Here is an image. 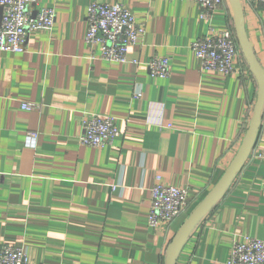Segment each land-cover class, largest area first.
I'll return each instance as SVG.
<instances>
[{
  "label": "crops",
  "instance_id": "0c3cea01",
  "mask_svg": "<svg viewBox=\"0 0 264 264\" xmlns=\"http://www.w3.org/2000/svg\"><path fill=\"white\" fill-rule=\"evenodd\" d=\"M92 2L122 3L145 25L128 62L92 57L85 40ZM39 5L56 9L55 25L32 31L23 53L0 51V247L24 246L27 264H172L169 246L227 172L251 123L255 71L264 75V5L223 0L212 19L192 0ZM211 28L233 34L232 75L203 70L192 49ZM154 56L171 59L168 78L150 74ZM89 114L116 118L121 135L112 145L80 143ZM30 131L39 133L36 148L26 144ZM261 155L264 95L236 174L197 220L175 264H228L236 239L264 240ZM157 175L189 191L185 211L154 229Z\"/></svg>",
  "mask_w": 264,
  "mask_h": 264
},
{
  "label": "built area",
  "instance_id": "2783aa9c",
  "mask_svg": "<svg viewBox=\"0 0 264 264\" xmlns=\"http://www.w3.org/2000/svg\"><path fill=\"white\" fill-rule=\"evenodd\" d=\"M202 6L201 17L212 19L223 0H192ZM264 5V0H247ZM57 18V11L52 6H40L39 0H0V51L23 53L30 33L37 29H51ZM86 43L92 57L97 52L107 61L128 62L129 48L135 45L145 34L144 24L138 23L132 11L122 3L89 4L87 13ZM192 49L201 61L203 70H214L232 75L236 72L234 61L238 47L230 30L215 31L213 28L206 35L192 43ZM138 63V59L132 60ZM152 76L168 78L171 74V59L154 56L148 63ZM135 97H141L138 93ZM25 109H35L38 105L23 103ZM121 135V130L114 116L89 114L84 118L83 131L79 136L82 145L105 148L114 143ZM39 133L30 131L26 134L28 147L36 148ZM264 158V155H261ZM117 184L113 185L116 190ZM189 188L178 187L161 182L157 175L152 189L149 212V225L156 229L178 218L187 207ZM28 253L24 246L3 244L0 247V264H27ZM228 264H264V240L251 236L236 239Z\"/></svg>",
  "mask_w": 264,
  "mask_h": 264
},
{
  "label": "water",
  "instance_id": "95a60500",
  "mask_svg": "<svg viewBox=\"0 0 264 264\" xmlns=\"http://www.w3.org/2000/svg\"><path fill=\"white\" fill-rule=\"evenodd\" d=\"M255 73L257 74L258 79H259V85H260L259 97L254 107V114L252 116V120L248 127V131L243 141V144L241 148L239 149V152L236 155L234 161L232 162V164L230 165V167L228 168L227 172L224 174L220 182L215 186V188L211 191V193L207 196V198L203 201V203L191 215L184 229L181 231L180 234H178V236L174 239L173 243L169 246L168 252H169V256L172 261V264H175L176 255L178 254L183 244L187 240L197 220L207 210V208L214 201V199L225 191L228 183L231 181V179L236 174L239 168L240 162L243 156L245 155L248 149V146L251 142L252 136L258 127V119H259L263 95H264V75L258 71H255Z\"/></svg>",
  "mask_w": 264,
  "mask_h": 264
}]
</instances>
